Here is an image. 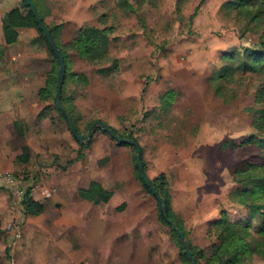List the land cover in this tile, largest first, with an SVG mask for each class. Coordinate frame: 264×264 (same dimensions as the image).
<instances>
[{
	"label": "rangeland",
	"instance_id": "1",
	"mask_svg": "<svg viewBox=\"0 0 264 264\" xmlns=\"http://www.w3.org/2000/svg\"><path fill=\"white\" fill-rule=\"evenodd\" d=\"M226 1L49 0L52 14L40 11L46 24L63 25L58 37L68 74L61 97L78 133L86 134L100 120L131 134L145 175L165 173L185 239L206 256L216 242L206 234L209 219L221 209L231 221L248 215L246 206L229 196L234 167L244 159L260 163L262 153L257 144L231 145L256 134L253 117L264 102L257 103L255 95L264 87V70L219 80L218 94L207 82L224 63L222 51L262 46L259 24L221 9ZM85 24L112 27L110 58L99 65L65 45ZM30 44L41 55L26 60L23 74L10 72V81L30 78L29 105L14 104L25 97L21 88L9 92L13 106L0 105V175L9 173L22 193L14 196L0 177V264H183L169 226L158 218L157 200L134 175L132 146L117 143L101 128L78 144L56 109L55 91L39 94L54 58L42 38ZM114 58L117 69L101 73ZM71 72L85 75L87 82ZM171 88L174 102L162 112L160 95ZM226 140L232 143L223 146ZM20 154L28 158L17 160ZM92 180L112 192L107 202L93 204L79 196L78 189ZM26 193L45 204L41 214L24 213ZM258 224L254 220L253 235ZM252 263L264 259L256 255Z\"/></svg>",
	"mask_w": 264,
	"mask_h": 264
},
{
	"label": "trees",
	"instance_id": "2",
	"mask_svg": "<svg viewBox=\"0 0 264 264\" xmlns=\"http://www.w3.org/2000/svg\"><path fill=\"white\" fill-rule=\"evenodd\" d=\"M39 17L41 18L44 25L49 29L51 36L59 48L65 68H66V55L60 46V40L58 33L62 28V23L55 25H48L45 23L44 18L39 10V5L45 0H32ZM131 8V5H127ZM221 9L225 10H236L238 13L248 16L251 22L259 24L261 28L262 39L260 41V47L254 49L244 48L242 53H239L236 49L222 51L220 59L224 61L223 65L217 69V72L211 75L207 82L214 90L216 94L220 93V87L218 81L221 79L232 78L236 72H257L264 70V0H228L221 5ZM196 11L190 16L192 18ZM104 15H101L98 20L100 23ZM19 27H32L35 28L38 37L42 38L46 43L47 50L54 58V64L52 69L48 72L46 77L45 86L39 91V94L43 96H53L56 89L57 76L59 64L57 57L50 49L46 38L42 31L39 29L37 21L29 7L25 6L24 0H22L21 6L13 8L7 12L3 17V32L6 44H11L17 40ZM110 33H112V27L109 25L95 26V25H83L73 35L71 40L65 45L75 51V53L82 59L86 60L90 64L99 65L105 60H109V45L111 41ZM113 65L104 66L99 68L101 73L111 74L118 66V60L114 58ZM68 74L67 71H65ZM71 77L81 78L86 81V77L80 73H70ZM87 82V81H86ZM176 91L174 89H168L160 95V103L162 105L161 111L164 112L174 102ZM257 103L264 102V87H260L255 95ZM62 104L63 95L61 97ZM64 106V105H63ZM65 108V107H64ZM57 109V108H56ZM68 115L73 121V116L68 108H65ZM57 111L61 114L60 110ZM64 118V117H63ZM75 125V124H74ZM252 125L255 129L256 134L248 136L244 141L240 143H233L232 147H244L249 144H257L258 149L261 150L260 163H253L251 160H243L239 165H236L233 169V182L235 186L229 193V196L234 201L246 206L248 215L244 219H238L231 221L226 213L225 209H221L219 216L211 218L207 221L206 234L209 237L215 239V244L208 256L205 255L202 248L192 245L191 242L186 238L188 247L192 252L197 264H201L200 259H205V264H253L252 257L259 256L264 259V106L260 107L253 117ZM76 127V126H75ZM112 130L126 138H133V136L120 134L117 130L111 127ZM77 129V128H76ZM78 131V130H77ZM135 139V138H133ZM136 140V139H135ZM81 144V142H78ZM231 141H224L223 146L230 145ZM127 145L125 143H119ZM27 149V147H25ZM133 151H135L132 146ZM142 153V152H141ZM17 160L25 161L28 157L22 154L18 155ZM108 157L105 156L103 159L98 160V164L102 165L103 162L107 161ZM135 159V157H134ZM142 159V157H141ZM136 161V160H135ZM143 169L145 171V164L142 159ZM134 175L136 179L141 183L147 193L151 194L149 187H147L141 177L140 171L136 162L133 165ZM145 173V172H144ZM151 186L158 192V194L164 199L168 217L171 218L177 228L181 230L185 237L187 233L182 227L181 223L175 218V214L171 209V197L168 191V183L166 181V175L164 172L159 173L155 178L150 179ZM79 196L88 202L93 204H99L100 202H107L112 196V192L106 190L102 184L98 181L92 180L89 182L87 187L78 189ZM153 196V195H152ZM24 213L26 215H39L45 209V204L35 200L29 193L24 196ZM247 212V211H246ZM157 215L159 220L169 226L170 234L174 242L179 247V257L183 264H192L191 260L184 253V247L177 237L175 231L172 230L171 226L166 222L165 218L160 209V204L157 201ZM254 220H259V224L254 227L255 235L252 234ZM2 228L0 224V239L2 235ZM10 249L7 247L5 253L8 256ZM1 260V256H0Z\"/></svg>",
	"mask_w": 264,
	"mask_h": 264
},
{
	"label": "crops",
	"instance_id": "3",
	"mask_svg": "<svg viewBox=\"0 0 264 264\" xmlns=\"http://www.w3.org/2000/svg\"><path fill=\"white\" fill-rule=\"evenodd\" d=\"M21 3L22 0H0V45L4 44V46H2L4 47L3 52L0 50V61L4 63L3 66H0V105H4V108L13 106L14 104L18 107L29 105V97L26 94V90L30 88V78L27 76H23L15 82L10 81V72L23 74L25 72L23 66L25 65L24 63L26 62V60L31 57L38 58V56L41 55L39 52H37L38 49L36 48V46H34V44H30L32 39L38 37V33L35 28L19 27L17 28V40L11 44L5 43L3 32V17L13 8L20 7ZM39 10L44 11L47 15L46 17H49V15L52 14L53 7L49 3V0H45L42 4L39 5ZM62 30L63 26L60 32H62ZM20 41H22V43H19ZM17 88H21V90L24 91L23 96L25 97H20V99L16 101V103L13 104L12 102L10 104V101L7 102L8 97H10L9 92ZM19 112H21V109H19ZM2 212L5 213L6 211Z\"/></svg>",
	"mask_w": 264,
	"mask_h": 264
},
{
	"label": "water",
	"instance_id": "4",
	"mask_svg": "<svg viewBox=\"0 0 264 264\" xmlns=\"http://www.w3.org/2000/svg\"><path fill=\"white\" fill-rule=\"evenodd\" d=\"M24 4H25V6L29 7L30 10L32 11V13H33V15H34V17H35V19L37 21L39 29L42 31L44 37L46 38L50 49L52 50V52L57 57L58 64H59V69H58V76H57V83H56V89H55V94H54V100H55L56 108L60 110L61 114L63 115L64 119L66 120L72 136L78 142H83V141L88 140V139H90L92 137V133H93L94 129L101 128L110 137H112L114 140H116L117 143H125V144H127L129 146H133L134 147L136 164L138 166V169L140 171V174H141V177H142V180H143L144 184L147 187H149L152 195L159 202L160 209H161V212L163 214V217L165 218L166 222L171 226V228L175 231L176 235L178 236L180 242L182 243V245L184 247V253L191 260L192 264H197L192 252L190 251V249L188 247V244L186 242L184 233L181 230H179L177 228V226L175 225L174 221L171 218L168 217L167 208H166L164 199L151 186L150 179L144 173L142 159H141V149H140V146H139L138 142L135 139H133V138H126V137H123V136L115 133L109 125H107L106 123H104V122H102L100 120H96V121L92 122L89 125L86 134L78 133L74 123L72 122V119L68 115V113H67L66 109L64 108V106L62 104V101H61V87H62V84H63L65 71H66L64 60H63V56H62L59 48L57 47L56 43L54 42L49 29L47 28L46 25H44V23L42 22L41 18L39 17L38 12L36 10V7H35L33 1L32 0H24Z\"/></svg>",
	"mask_w": 264,
	"mask_h": 264
},
{
	"label": "built area",
	"instance_id": "5",
	"mask_svg": "<svg viewBox=\"0 0 264 264\" xmlns=\"http://www.w3.org/2000/svg\"><path fill=\"white\" fill-rule=\"evenodd\" d=\"M0 177L5 181L14 196L18 195L19 197V195L22 194L19 190V187L16 185L17 180L15 181L13 177L9 175V173H3L0 175Z\"/></svg>",
	"mask_w": 264,
	"mask_h": 264
}]
</instances>
